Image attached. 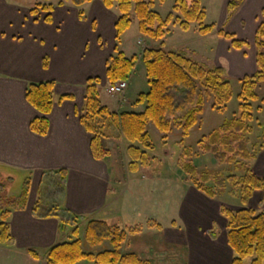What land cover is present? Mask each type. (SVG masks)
<instances>
[{
	"label": "crops",
	"instance_id": "obj_1",
	"mask_svg": "<svg viewBox=\"0 0 264 264\" xmlns=\"http://www.w3.org/2000/svg\"><path fill=\"white\" fill-rule=\"evenodd\" d=\"M231 1L234 0H226L227 12ZM34 4L35 1L27 4L24 0H0V174L11 179L24 177V183L31 179L26 207L9 209L8 221L14 243L12 246H0V264H46L47 251L73 237L68 227L61 229L57 216L48 217L51 206H47L42 197V192L49 187L45 182L57 178L59 171L67 173L59 206L62 211H68L69 217L84 219L82 227L89 220L106 221L110 216L118 217L122 208L119 191L113 188L119 181L114 177L115 169L118 170L116 163H112L113 168L107 159L98 161L94 158L92 136L80 120L90 78H99L101 93L104 91L110 100L116 99L107 92L106 70L108 62L116 54V46L126 55L121 47L123 40L119 45L116 42L118 12L107 9L102 0H95L80 9L66 4L55 8L53 22L48 24L43 20L45 15L41 19L31 16ZM243 4L240 12H234L232 16L228 12L225 23L231 25L227 30L217 26L216 32L206 36L219 38V47L210 44L204 54L196 50L192 52L194 57H202L197 62H212V67H219L224 58H228L229 66L233 57L245 60L246 53H239L247 46L242 50L234 49L231 41L217 34L224 30L234 34L238 40L253 44L264 0H244ZM80 11L84 13L83 19ZM137 45L143 46L139 41ZM46 58L48 68H44ZM44 82L56 84L55 105L48 116L50 126L47 134L39 135L31 130V123L42 115L28 103L26 92L30 84ZM130 87L119 101L120 108L115 105L110 109L102 104L112 112H123L126 105L135 107L138 113L143 112L145 106H135L136 98L133 101L128 98ZM66 96L71 98L60 101ZM252 165L256 174L264 176V151ZM181 182V188L186 187L179 196L185 225L180 227L176 221L168 229L160 225L158 231L164 234L162 244L184 248L186 264H231L234 254L227 241L226 220L220 213L222 204ZM9 197L17 196L10 194ZM255 201H258L257 205L264 203L262 192L254 194L249 202L250 208L260 205L253 206ZM38 202L42 203L41 210L35 214ZM47 208L49 212L42 213ZM216 221L222 224V229L225 227L221 238L214 232ZM29 250L38 251L41 258H33ZM78 264L93 263L83 261Z\"/></svg>",
	"mask_w": 264,
	"mask_h": 264
},
{
	"label": "trees",
	"instance_id": "obj_2",
	"mask_svg": "<svg viewBox=\"0 0 264 264\" xmlns=\"http://www.w3.org/2000/svg\"><path fill=\"white\" fill-rule=\"evenodd\" d=\"M34 6L30 10L31 16L36 19L43 17L44 22H53L52 14L56 7L72 4L77 8L94 2L95 0H33ZM161 3L165 0H159ZM107 9H115L118 19L115 24L116 42L119 45L122 37L132 27L135 19L138 20L140 32L153 41H162L168 34L171 24H179L183 31H189L193 24H198L196 31L202 36H208L217 31L215 24L206 25V11L201 0H176L173 12L163 18L153 10L156 0H102ZM244 0H234L228 4L229 15L241 6ZM178 13L180 16H176ZM80 18H84L80 11ZM261 23L255 36L257 71L250 76L240 79L241 91L238 95L239 111L232 118L224 122L199 141V146L205 153L212 154L221 164H230L242 172L240 176L231 174L225 176L222 172H199L191 162L192 149H184V166L182 173L188 177L194 188L209 199H218L225 193L228 186L232 194L241 201L243 207L232 210L222 205L221 215L226 220L228 245L234 257L231 264H264V212H258L249 207V202L256 192L264 195V176L256 174L252 163L264 151V124L257 129L253 125L256 121L254 103L260 101L258 90L264 85V9L261 13ZM217 34L229 41L234 49L242 50L248 44L238 40L234 34L219 30ZM115 55L107 64L106 78L110 85L120 81H129L136 71L138 62L145 67L149 90L139 95L135 106H145V110L136 112H112L101 101V80L90 78L86 84L84 107L81 114V123L92 136L91 150L98 161L111 157L112 152L106 145L105 125L102 120L110 121L121 136L130 143L127 153L131 159L129 170L137 173L140 168H146L151 163L148 151L156 149L150 134L153 126L164 135L172 133L174 129L182 132L183 139L188 138L193 130L202 122L201 116L205 113L207 99L212 100V109L222 113L225 107L234 98V89L225 76L223 67L209 68L189 56L167 50L164 45L147 47L140 56L127 57L119 47L115 48ZM44 68H48V59L44 60ZM55 82L30 84L26 92V100L42 117L31 123V130L39 135H46L49 130L48 116L54 108ZM264 88V86L262 87ZM71 96L62 97L60 101ZM264 104V99L261 100ZM260 111L261 108H258ZM254 136V138H253ZM137 144L138 146H136ZM62 179V187L67 173L57 172ZM31 179L24 183L21 193L16 197H8L14 208H25L30 194ZM41 202L34 208L35 214L41 210ZM9 208L4 210L0 204V246H12ZM49 216H57L61 221V229L65 230L72 225L74 230L71 236L75 240L51 247L45 256L46 264H78L86 261L94 264H143L134 254H122L123 245L127 239V231L117 225H110L106 221H87L84 227L85 239H80L79 227L84 219L73 216L69 219L68 211L54 206ZM155 227L161 228L156 222ZM215 236V234H212ZM109 241L112 250L92 253L86 252L84 243L95 249ZM28 253L35 259L41 255L36 250Z\"/></svg>",
	"mask_w": 264,
	"mask_h": 264
},
{
	"label": "rangeland",
	"instance_id": "obj_3",
	"mask_svg": "<svg viewBox=\"0 0 264 264\" xmlns=\"http://www.w3.org/2000/svg\"><path fill=\"white\" fill-rule=\"evenodd\" d=\"M24 2L27 4L34 3L33 0H24ZM201 2L206 11L204 23L206 25L215 24L216 26H222L223 29L227 30L231 24L225 23L227 16H229L227 15L226 0H201ZM175 3L176 0H165L162 3L156 0L153 10L165 18L173 12ZM243 3H241V6H239L235 13L237 11L240 12L241 7L244 5ZM175 15L180 16L178 13ZM261 21L260 16V23ZM196 28H198V24H193L189 31H183L179 24H171L168 28V35L162 41L156 42L140 32L138 20L135 19L132 27L124 35L121 47H123L122 50L125 51L126 55L131 57L140 55L147 47H159L163 44L167 50L185 54L195 61L201 60L199 58L202 57H194L195 55L192 53L194 50L201 51L204 54L207 51V45L215 44L219 47L221 41L219 38L214 39L200 35L196 31ZM138 41L144 47L137 45ZM248 42L250 43V41ZM248 45V48H245L244 51L239 53L240 55L244 52L246 53L245 60L240 57H235V59L233 57V63L229 66L228 58H224L219 66L225 69V76L231 82L234 89V98L225 107L224 111L220 113L213 110V101L207 99L205 113L201 116L202 122L185 139H183L182 132L179 129H174L172 133L164 135L152 126L150 134L156 149L148 151V155L151 158L150 165L146 168H140L137 173H132L129 170L131 159L127 153V148L130 143L121 136L110 121L102 120L107 136L106 145L112 152L111 157L107 161L111 165L115 161L116 167L118 168V170L115 169L114 177H118L119 181L114 183L113 188L119 191H117L119 193L117 195L122 206L120 216H110L109 219L105 220L106 222L109 221L108 223L110 225H117L127 231V239L121 250L122 254L134 253L142 260L143 264H186L187 258L184 257V248L180 249L176 245L171 246V244L164 246L162 244L164 234L161 233V230L158 231V227H155L156 224L153 223L156 222L158 225L164 226L165 229L171 228L173 221L178 222L180 227H184L185 225L182 219L183 217L181 216L182 202L179 196L186 187L181 188V184L183 183L181 181H184L186 186H193L191 182H188V177L181 170L185 162L184 149L186 147L192 149L191 162L197 167L199 172L206 170L222 172L225 176L231 174L240 176L242 174L234 166L221 164L212 154L203 152L199 146V141L204 135H208L214 129L218 128L224 120L232 118L238 113L240 104L238 95L241 91L240 79L253 75L257 71L255 64V43L253 42V44L250 43ZM221 51L224 52L223 48ZM211 63H204V65L209 68H214ZM128 84L131 85L128 90V98L130 101H133L134 98L137 100L140 94L146 93L149 90L143 64L139 63L137 65L136 71ZM263 86L258 90L260 101L253 104L256 109V121H254L253 125L257 129L256 137L254 138L253 136L254 141H257V135L260 132L259 128L264 124V104L261 102L264 99ZM122 97L117 96L116 99L110 100L106 98L104 91L101 93L102 103H105L110 109H113L115 105L120 108L119 101ZM258 108H261V110L259 111ZM122 110L123 112L137 113L135 107H127V105ZM135 145L138 146L137 144ZM112 167L114 168L113 165ZM45 183L49 186L42 192L45 204L47 206L50 205L51 209L56 204V206L60 207L62 179L58 176L55 179H48ZM56 185H58V188ZM23 186L24 177L11 179L5 174H0V204L3 205L4 210L15 207L10 204L8 197L10 194L18 196ZM217 201L232 210H239L243 207L239 198L235 194H232L230 186H228L224 194L218 197ZM257 202L255 205H252L258 206L260 204L255 208L258 212H264V203H258L257 205ZM46 212H49L48 208L42 210V213ZM68 220L72 221V217H69ZM101 220L104 219L101 218ZM221 225L219 221H216L214 232L216 234L218 233V238H221L223 231V235L225 233V227L222 229ZM67 227L72 234L74 227L72 225H68ZM83 227H79L81 240L85 239ZM156 228L157 230H155ZM75 239L76 237H70V241ZM84 249L86 252L98 253L104 250H112L113 248L110 242L107 241L103 246L95 249L84 243ZM246 264H251V260H247Z\"/></svg>",
	"mask_w": 264,
	"mask_h": 264
},
{
	"label": "built area",
	"instance_id": "obj_4",
	"mask_svg": "<svg viewBox=\"0 0 264 264\" xmlns=\"http://www.w3.org/2000/svg\"><path fill=\"white\" fill-rule=\"evenodd\" d=\"M128 83V81H120L109 85L107 92L111 97L123 96L128 89Z\"/></svg>",
	"mask_w": 264,
	"mask_h": 264
}]
</instances>
